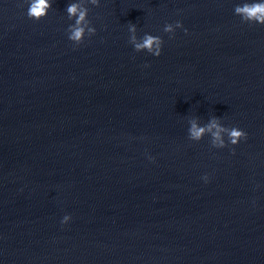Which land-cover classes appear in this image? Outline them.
Wrapping results in <instances>:
<instances>
[{
	"label": "water",
	"instance_id": "1",
	"mask_svg": "<svg viewBox=\"0 0 264 264\" xmlns=\"http://www.w3.org/2000/svg\"><path fill=\"white\" fill-rule=\"evenodd\" d=\"M66 2L0 0V264H264V25L233 0H101L73 46ZM211 115L247 138L189 140Z\"/></svg>",
	"mask_w": 264,
	"mask_h": 264
},
{
	"label": "clouds",
	"instance_id": "2",
	"mask_svg": "<svg viewBox=\"0 0 264 264\" xmlns=\"http://www.w3.org/2000/svg\"><path fill=\"white\" fill-rule=\"evenodd\" d=\"M101 0H67L64 8L66 13L67 26L65 32L67 39L73 46H78L85 42L86 38H91L97 32V28L89 19V6H99ZM26 15L32 20H41L46 17L53 8L54 0H24ZM233 12L241 22L246 24L264 25V0H233ZM177 29L188 31L183 22L179 19L174 22H166L163 32L170 36L174 35ZM129 43L136 52H147L152 56H160L163 50L164 39L161 35L145 31L138 35V28L135 23H128ZM210 138L213 148L222 149L228 145H237L242 139H246L248 133L236 126H229L222 122L221 117L209 116L208 120L201 123L199 116H193L188 120L187 136L191 141H200L205 136ZM148 159H153L148 156ZM205 183L210 179L208 173L201 177ZM72 219L70 213H65L61 218V224H67Z\"/></svg>",
	"mask_w": 264,
	"mask_h": 264
}]
</instances>
